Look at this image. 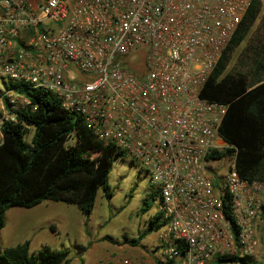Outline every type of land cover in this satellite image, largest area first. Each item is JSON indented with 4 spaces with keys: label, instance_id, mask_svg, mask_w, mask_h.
<instances>
[{
    "label": "built area",
    "instance_id": "2783aa9c",
    "mask_svg": "<svg viewBox=\"0 0 264 264\" xmlns=\"http://www.w3.org/2000/svg\"><path fill=\"white\" fill-rule=\"evenodd\" d=\"M250 1L0 0V124L35 108L19 88L43 89L136 160L157 189L153 264H223L258 246L264 181L241 178L233 154L213 180L227 104L201 96Z\"/></svg>",
    "mask_w": 264,
    "mask_h": 264
},
{
    "label": "trees",
    "instance_id": "16d2710c",
    "mask_svg": "<svg viewBox=\"0 0 264 264\" xmlns=\"http://www.w3.org/2000/svg\"><path fill=\"white\" fill-rule=\"evenodd\" d=\"M263 3L264 0L250 1L201 90V96L227 104L217 128L226 146L211 150L206 160L233 154L234 167L241 178L261 181H264V49L247 58L234 72L224 70ZM19 90L35 108L15 111L14 121L3 120L0 124V229L8 208H28L44 200L74 204L81 214L88 216L98 190L105 197L111 196L108 172L112 158L123 156V152L111 142L103 144L95 140L81 119L65 111L52 93L39 88ZM29 127L32 134L26 141ZM260 215H264V206ZM159 225L158 215L153 213L147 219L143 235ZM239 259L223 256L217 261L233 263ZM69 260L67 249L48 245L30 254L28 239L0 251V264H67Z\"/></svg>",
    "mask_w": 264,
    "mask_h": 264
},
{
    "label": "rangeland",
    "instance_id": "374dc122",
    "mask_svg": "<svg viewBox=\"0 0 264 264\" xmlns=\"http://www.w3.org/2000/svg\"><path fill=\"white\" fill-rule=\"evenodd\" d=\"M261 48L264 49V3L244 39L234 48L224 72H234L241 68L247 58ZM262 77L264 78V73ZM2 89L3 83L0 81V90ZM31 134L32 128L29 127L24 137L26 141L30 140ZM71 141L70 139L69 142ZM226 167L225 158L213 159L206 164L214 181L223 176ZM108 184L111 196L105 197L102 191L98 190L88 216L81 215L74 205L57 202L59 204L55 209L57 212L53 210L48 214H52L58 234L50 235L46 228L40 229L35 226L43 219H49L47 215L40 216V208L35 206L9 208L7 213H4L5 224L0 230V251L24 237L33 239L34 235L39 239L48 236L50 237V240L46 239L48 245L67 249L70 259L68 264L94 260L107 264L109 260L123 255L139 262L142 261L135 257L155 258L160 254L155 247L158 243L156 232L151 231L143 235L147 219L153 214L156 206V196L151 197L156 187L149 180L147 171L129 156H116L112 158ZM9 210L11 212L25 210L27 214L10 222L7 215ZM256 222L258 246L251 255L252 258L243 256L230 264H264V215H260ZM29 251L34 255L37 248L31 246Z\"/></svg>",
    "mask_w": 264,
    "mask_h": 264
},
{
    "label": "crops",
    "instance_id": "0c3cea01",
    "mask_svg": "<svg viewBox=\"0 0 264 264\" xmlns=\"http://www.w3.org/2000/svg\"><path fill=\"white\" fill-rule=\"evenodd\" d=\"M152 193H154L153 195H155L156 196V198H157V189H155V192H152ZM57 202H62V203H65V204H69V205H74V204H71V203H66V202H63V201H59V200H44V201H42V202H40V203H38V204H36V205H34L36 208L38 207V208H40L39 209V212H40V216H43V215H47L48 216V218L49 219H43L42 221H40V223L39 224H36L35 226H38V227H40V229H43V228H46V230H47V233H49L50 235H53V234H58V229H57V226H56V224H55V221H54V219H53V217H52V214L51 215H49L48 214V212H52L53 210H54V212H57L55 209L58 207V203ZM75 206V205H74ZM13 207H17V206H13ZM18 207H20V206H18ZM33 207V206H32ZM63 207H68V206H63ZM76 207V206H75ZM11 208V207H10ZM24 208H26V207H24ZM9 209V208H8ZM8 209L5 211L6 213H7V211H8ZM76 209L79 211V209L76 207ZM37 212V211H36ZM79 213L81 214V212L79 211ZM25 214H27V211H25V210H12V212H11V210H9V212H8V216H9V218H10V222H13V221H15V220H17V219H19V218H22ZM81 215H83V214H81ZM21 216V217H20ZM57 216L59 217V218H61L60 216H59V214H57ZM84 216V215H83ZM259 217H260V214H259V216H258V218L255 220V223H257L256 221L259 219ZM51 218V219H50ZM5 224V223H4ZM4 226V225H3ZM3 228V227H2ZM1 228V229H2ZM0 229V230H1ZM35 237V238H34ZM25 239H28L29 240V249H30V247L31 246H33V247H35V248H39V247H41L42 245H48L47 244V242L48 241H46V239L47 240H50V237H45L44 239H39V238H37L36 236H34L33 235V239L31 238V237H24L21 241H16L14 244H10V245H8V246H12V245H15V244H17V243H20V242H22L23 240H25ZM48 246H50V247H53V245H48ZM5 247H7V246H5ZM53 248H60V247H53ZM85 248V247H84ZM136 256H139V255H136ZM136 259H140L142 262H144L145 264H153L154 263V260L153 259H149V258H147V259H144V258H141V257H135ZM250 258H252V256L250 257ZM79 261H80V259H79ZM227 263H229L230 264V262H227ZM68 264V263H67ZM81 264H104V263H102V262H98V261H96V260H94V261H89V262H87V263H81Z\"/></svg>",
    "mask_w": 264,
    "mask_h": 264
},
{
    "label": "flooded vegetation",
    "instance_id": "af4514ba",
    "mask_svg": "<svg viewBox=\"0 0 264 264\" xmlns=\"http://www.w3.org/2000/svg\"><path fill=\"white\" fill-rule=\"evenodd\" d=\"M208 171V170H207ZM209 172V171H208Z\"/></svg>",
    "mask_w": 264,
    "mask_h": 264
}]
</instances>
